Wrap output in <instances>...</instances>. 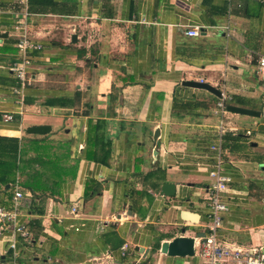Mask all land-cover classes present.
Here are the masks:
<instances>
[{
  "label": "crops",
  "instance_id": "crops-1",
  "mask_svg": "<svg viewBox=\"0 0 264 264\" xmlns=\"http://www.w3.org/2000/svg\"><path fill=\"white\" fill-rule=\"evenodd\" d=\"M15 3L0 0V161L25 173H0V206L18 186L31 233L16 257L0 242V264H208L197 236L216 144L230 179L218 239L264 250V0H29L40 48L21 103L8 70ZM183 81L259 116L220 112V98ZM39 125L50 130L28 133ZM178 236L195 239L193 256L161 253Z\"/></svg>",
  "mask_w": 264,
  "mask_h": 264
},
{
  "label": "built area",
  "instance_id": "built-area-1",
  "mask_svg": "<svg viewBox=\"0 0 264 264\" xmlns=\"http://www.w3.org/2000/svg\"><path fill=\"white\" fill-rule=\"evenodd\" d=\"M28 2L29 0H16L13 9L14 25L13 30L17 33L14 46L17 50L19 60L13 62L8 70L13 73L21 82V88L13 93L18 95V102L22 101V88L25 86L26 69L30 64L27 56L28 51L39 49L40 45L34 43L28 33ZM187 37H197L200 31L197 27H190L185 30ZM260 72L264 71V58L259 60ZM226 97L220 98L216 107L220 112H225ZM264 109V107H263ZM5 120L11 119L10 115H4ZM223 126L219 127L218 141H221ZM211 149L215 151V162L208 176L210 183L205 189L206 202L209 207L208 221L203 238H198L199 254L204 257L208 264H214L216 261H228L227 264H264V250L260 248L242 249L231 245L223 244L218 239V230L221 226L222 216L227 211V206L222 202V193L227 189L230 179L223 174L222 154L220 144L212 145ZM24 194L18 186L15 187L12 198V207L7 209L0 206V242H6L8 248L12 251L13 257L17 256V239H30V233L26 223L20 220L21 214L19 206ZM75 213V209L71 210ZM126 248H123V251Z\"/></svg>",
  "mask_w": 264,
  "mask_h": 264
},
{
  "label": "water",
  "instance_id": "water-1",
  "mask_svg": "<svg viewBox=\"0 0 264 264\" xmlns=\"http://www.w3.org/2000/svg\"><path fill=\"white\" fill-rule=\"evenodd\" d=\"M1 36L2 35H0V37ZM182 85L203 89L213 94L217 98H221V92L207 83L200 82V81H183ZM226 111L241 114V115H247V116H255V117L259 116V112L252 111L250 109H246L243 107L232 106V105H227ZM49 130H50L49 127L44 126V125H39V126H34V127L29 128L28 133L43 134V133L48 132ZM161 190H162L163 195L171 196L174 194V185L173 184H163L161 187ZM197 237L203 238L204 234L201 233ZM194 245H195V239L193 237L178 236V237H174L169 242L162 243L160 247V251L161 253H164L167 256H171V257L172 256H177V257L193 256L195 253Z\"/></svg>",
  "mask_w": 264,
  "mask_h": 264
},
{
  "label": "trees",
  "instance_id": "trees-1",
  "mask_svg": "<svg viewBox=\"0 0 264 264\" xmlns=\"http://www.w3.org/2000/svg\"><path fill=\"white\" fill-rule=\"evenodd\" d=\"M225 134V133H224ZM3 140V139H2ZM10 144L14 145L15 146V157H16V154H17V150H18V141L17 139H11V140H8ZM88 146H89V143H88ZM49 160H53V159H47L46 161L47 162H50ZM37 163H41V161H38ZM7 172V173H12L14 174L16 171L20 172V174H23L25 172V168L24 166L20 165L19 163H11L9 164L8 162H5V161H0V173H4ZM2 180V181H1ZM4 180L0 178V182H3ZM4 183H6V181H4ZM28 232L31 233L30 231V228H28Z\"/></svg>",
  "mask_w": 264,
  "mask_h": 264
}]
</instances>
